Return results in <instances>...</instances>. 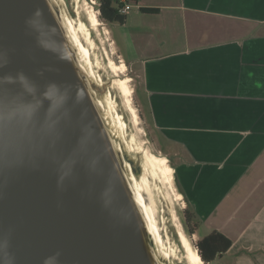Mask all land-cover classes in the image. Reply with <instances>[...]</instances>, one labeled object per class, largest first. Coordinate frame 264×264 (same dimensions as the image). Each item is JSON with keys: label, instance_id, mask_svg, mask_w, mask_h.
Listing matches in <instances>:
<instances>
[{"label": "water", "instance_id": "obj_1", "mask_svg": "<svg viewBox=\"0 0 264 264\" xmlns=\"http://www.w3.org/2000/svg\"><path fill=\"white\" fill-rule=\"evenodd\" d=\"M64 16L0 0V264H169Z\"/></svg>", "mask_w": 264, "mask_h": 264}, {"label": "crops", "instance_id": "obj_2", "mask_svg": "<svg viewBox=\"0 0 264 264\" xmlns=\"http://www.w3.org/2000/svg\"><path fill=\"white\" fill-rule=\"evenodd\" d=\"M126 3L115 25L197 240L231 241L210 264H264V0Z\"/></svg>", "mask_w": 264, "mask_h": 264}, {"label": "rangeland", "instance_id": "obj_3", "mask_svg": "<svg viewBox=\"0 0 264 264\" xmlns=\"http://www.w3.org/2000/svg\"><path fill=\"white\" fill-rule=\"evenodd\" d=\"M67 1L76 25L83 22L86 26L85 33H82L80 37L85 49L87 48L86 50L90 54L93 77L96 81L101 82L102 95L106 98L112 117H118L124 126L122 140L126 157L131 165H134H132V172L137 171L136 176L141 175L144 178L143 195L148 202L147 207L154 212L152 216L154 226L159 225V239L167 261L169 264H189L187 253L179 236L181 228L195 248L197 257L202 261V264H206L196 247L197 236L189 234L184 226L185 209L188 205L185 197L179 196V182L175 172L174 177L173 175L171 177V187L168 182H165L164 177L160 176L158 172H154L152 167L147 166L146 153L155 154L162 160L167 148L165 143L157 140V134L149 124L147 112L144 109L145 99L140 93L142 88L140 70L128 58L129 49L122 36L121 28L102 20L99 10L100 3L97 0H94V3L92 0ZM90 10L95 11L97 29L90 23L88 16ZM112 61L118 65L117 68L111 66ZM122 79H128V85L133 92L132 104L138 115L139 125L134 122L125 103V97L118 86V82ZM166 160L171 169L175 165V161H170L168 158Z\"/></svg>", "mask_w": 264, "mask_h": 264}, {"label": "bare ground", "instance_id": "obj_4", "mask_svg": "<svg viewBox=\"0 0 264 264\" xmlns=\"http://www.w3.org/2000/svg\"><path fill=\"white\" fill-rule=\"evenodd\" d=\"M57 1L59 2V4L62 6V8L64 10V15H65L64 17H65L66 22L69 24L71 38L74 41L75 45L78 47L79 54H80L81 58L91 68V60H90L89 51L86 50L87 48L85 49V47L83 45V42L81 40V37H80L82 33H85L86 26L84 25L83 22L79 23L78 26L76 25V22H75L74 18H72L71 14H70L69 4H68L67 0H57ZM92 3H94V0H92ZM92 9H93V7H92ZM88 14H89L88 16H89V20H90L91 25L94 28L97 29V22H96V19H95V11L94 10H90ZM90 30H91V28H90ZM87 34H89V33L87 32ZM87 34H85V35L89 36ZM110 64H111V66L113 68H117L118 67V65L115 64L113 61ZM93 74H94V72H93ZM123 79L118 82V86L120 87V89H121V91L123 93V96L125 97V103H126L128 109H129V111L131 112L132 116H133L134 122L136 124H138V115H137L136 110L134 109L133 104H132L133 92L131 91V88L128 85V79H125V80H123ZM98 83H100L99 85H101V82H98ZM116 122L120 126L121 131L123 132L124 126H123L121 120L118 117L116 118ZM146 156H147L146 157L147 166L152 167L154 172L156 171V172H158L160 174V176L164 177L165 182H168L171 185V187H172L171 177H172L173 174H172V170L170 169L169 163L166 160V158L163 157L162 160H161L158 156H156L155 154H152L150 152L146 153ZM132 176H133V173H132ZM139 178H140V180H138V183H136V184H139L138 186L142 188L143 184H144V178L143 177H139ZM179 196H181V195H179ZM153 215H154V212L152 210H150V216L152 217ZM158 226L159 225H156L155 229H154L155 236H156L157 239H159ZM179 236H180L182 245H183V247H184V249H185V251L187 253V259H188L189 264H202V261L196 255L195 248L192 246V244L190 243V241L188 240V238L186 237L184 232L181 230V228L179 229ZM165 246H166V244H165Z\"/></svg>", "mask_w": 264, "mask_h": 264}, {"label": "trees", "instance_id": "obj_5", "mask_svg": "<svg viewBox=\"0 0 264 264\" xmlns=\"http://www.w3.org/2000/svg\"><path fill=\"white\" fill-rule=\"evenodd\" d=\"M100 3L101 18L108 24H119L123 25L126 20V16L120 12L122 4L118 0H97ZM144 13L156 14L157 9H141ZM145 102V101H144ZM143 103V102H142ZM146 106H144V109ZM171 161V159L169 158ZM179 189V188H178ZM185 221L184 226L189 234L195 235L199 228V221L197 215L192 212L187 206L185 209ZM219 245H222L221 247ZM231 245V241L225 238L222 234L214 232L209 236L203 238L197 242V250L202 260L206 264L212 263L220 254L226 252ZM220 248H223L220 250Z\"/></svg>", "mask_w": 264, "mask_h": 264}, {"label": "built area", "instance_id": "obj_6", "mask_svg": "<svg viewBox=\"0 0 264 264\" xmlns=\"http://www.w3.org/2000/svg\"><path fill=\"white\" fill-rule=\"evenodd\" d=\"M132 8V5L126 3V2H123L122 4V7L120 8V12L123 14V15H126L129 13V11L131 10Z\"/></svg>", "mask_w": 264, "mask_h": 264}, {"label": "flooded vegetation", "instance_id": "obj_7", "mask_svg": "<svg viewBox=\"0 0 264 264\" xmlns=\"http://www.w3.org/2000/svg\"><path fill=\"white\" fill-rule=\"evenodd\" d=\"M113 1H116V0H113ZM127 0H118V2L120 3V4H122L123 2H126ZM122 7V6H121ZM120 7V8H121Z\"/></svg>", "mask_w": 264, "mask_h": 264}]
</instances>
